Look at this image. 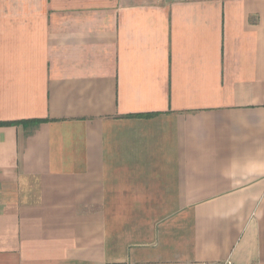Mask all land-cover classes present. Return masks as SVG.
Segmentation results:
<instances>
[{"label":"crops","instance_id":"crops-1","mask_svg":"<svg viewBox=\"0 0 264 264\" xmlns=\"http://www.w3.org/2000/svg\"><path fill=\"white\" fill-rule=\"evenodd\" d=\"M0 264H264V0H0Z\"/></svg>","mask_w":264,"mask_h":264},{"label":"built area","instance_id":"built-area-1","mask_svg":"<svg viewBox=\"0 0 264 264\" xmlns=\"http://www.w3.org/2000/svg\"><path fill=\"white\" fill-rule=\"evenodd\" d=\"M194 264H233V262L230 258H228L224 261L217 262V263H212V262H207V261H199V262H195Z\"/></svg>","mask_w":264,"mask_h":264},{"label":"trees","instance_id":"trees-1","mask_svg":"<svg viewBox=\"0 0 264 264\" xmlns=\"http://www.w3.org/2000/svg\"><path fill=\"white\" fill-rule=\"evenodd\" d=\"M6 122H0V125L5 124Z\"/></svg>","mask_w":264,"mask_h":264}]
</instances>
